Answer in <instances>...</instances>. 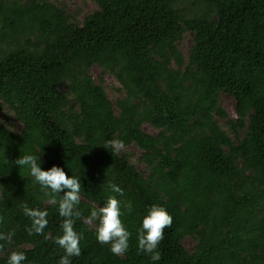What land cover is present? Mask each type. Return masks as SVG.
Listing matches in <instances>:
<instances>
[{"label": "trees", "instance_id": "obj_1", "mask_svg": "<svg viewBox=\"0 0 264 264\" xmlns=\"http://www.w3.org/2000/svg\"><path fill=\"white\" fill-rule=\"evenodd\" d=\"M92 1L78 20L63 3L0 0V111L21 125L0 119V264L12 251L25 254L21 264H59L65 254L55 242L63 192L15 164L26 153H42V170L80 177V255L70 264H264V0H193L189 10L182 0ZM187 32L185 61L177 43ZM105 74L124 94L114 104ZM220 94L236 118L218 106ZM131 144L146 174L116 147ZM110 196L130 233L120 255L97 241L99 218L87 219ZM153 204L172 217L156 262L137 247ZM25 206L47 212L40 233Z\"/></svg>", "mask_w": 264, "mask_h": 264}, {"label": "clouds", "instance_id": "obj_2", "mask_svg": "<svg viewBox=\"0 0 264 264\" xmlns=\"http://www.w3.org/2000/svg\"><path fill=\"white\" fill-rule=\"evenodd\" d=\"M41 156L42 153L38 155L26 153L20 156L15 164L27 168L34 180L54 196L63 192V195L59 196L58 204L59 215L64 218L61 224L62 235L57 237L55 242L65 253L60 257L59 264H70V257L80 255L79 241L81 237L73 228V217L80 215L78 210H74L80 199V177L66 176L64 170L55 165L48 170H42ZM110 188L113 192H122V189L116 184H110ZM53 202H55L54 199ZM128 208L131 210L130 204ZM24 212L32 218V230L36 233H40L47 225L46 211L30 209L25 206ZM120 216V201L116 197L110 196L98 210L92 209L87 218L89 222L99 218L96 229L97 241L101 244H110V251L118 255L127 251L130 237V233L122 223ZM171 224L172 217L163 206L156 204L149 206L147 214L143 216L140 227L137 229L138 251L150 254V259L153 262L159 261L161 254L157 250V246L164 237V229ZM7 238L11 239V233L8 234ZM25 259L23 252L12 251L7 264H21Z\"/></svg>", "mask_w": 264, "mask_h": 264}, {"label": "rangeland", "instance_id": "obj_3", "mask_svg": "<svg viewBox=\"0 0 264 264\" xmlns=\"http://www.w3.org/2000/svg\"><path fill=\"white\" fill-rule=\"evenodd\" d=\"M51 2L59 6L61 5V3L66 4V8L69 13H72L71 15L73 16L76 15L75 17H77L78 20H82L85 15L90 14L96 9V4L92 0H51ZM193 4H195L193 0H182L180 3V7H185V10H189L193 9ZM192 38V34L190 32H187L183 36L182 40L177 43V48L185 61H187L190 54ZM173 67L175 66L173 65ZM89 74L94 79V81L97 82L101 76L100 68L97 66L92 67L89 70ZM101 78L103 81L102 83L105 86V92L109 100L114 104L117 99L124 95L120 89L119 83L110 74L102 75ZM218 106L225 111L228 118H236L235 103L229 96L220 94ZM5 108L6 107H4V109ZM4 116H6L12 124V131H17V129L21 127V125L17 121H15L12 113L0 111V119H2V117ZM219 121L221 124H223V120ZM142 130L151 136L157 134V129H154L146 123L142 125ZM116 147L117 150L126 153L129 162L131 164H134L136 169L140 173H147V171L144 169V164L140 161L142 152L135 144H131L128 147ZM182 244L188 251H191L195 245V240L191 236H186L182 240Z\"/></svg>", "mask_w": 264, "mask_h": 264}]
</instances>
